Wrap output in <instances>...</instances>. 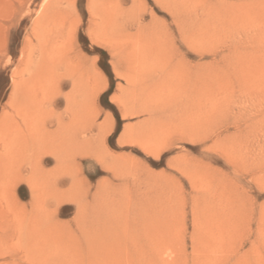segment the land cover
Returning <instances> with one entry per match:
<instances>
[{"label": "rangeland", "instance_id": "rangeland-1", "mask_svg": "<svg viewBox=\"0 0 264 264\" xmlns=\"http://www.w3.org/2000/svg\"><path fill=\"white\" fill-rule=\"evenodd\" d=\"M222 5L0 0V264H264L262 59L193 90L211 57L160 7L197 14L213 51Z\"/></svg>", "mask_w": 264, "mask_h": 264}, {"label": "bare ground", "instance_id": "bare-ground-1", "mask_svg": "<svg viewBox=\"0 0 264 264\" xmlns=\"http://www.w3.org/2000/svg\"><path fill=\"white\" fill-rule=\"evenodd\" d=\"M220 3H224L222 5L220 11L216 14L217 24L216 33L220 34V46L213 51L209 48L200 45L199 38L196 36L198 31L201 30V21L198 20L197 14L193 11L183 10L180 13H173L171 10L166 9L164 6H160L162 9L168 13L170 18L171 24L175 27L176 31L178 32L179 42L183 45L187 52L193 53L198 60H202L206 58L208 55L211 57V62L207 65H198L197 68L194 70L195 72L188 73L185 81L187 85H190L193 90L194 88H205L212 85H220V84H231L232 82H242L244 73L251 69L252 64H258L256 60L261 57L262 61L259 62L264 64V9L260 7V2L257 4H249L243 2V0H231V5L225 4L226 0H217ZM246 1V0H245ZM256 2V0H254ZM264 1V0H263ZM90 2V1H89ZM88 2V3H89ZM181 2V1H179ZM186 2V1H185ZM207 2V1H206ZM229 2V1H228ZM87 3V4H88ZM91 3V2H90ZM89 3V4H90ZM196 3V1L194 2ZM235 3V4H234ZM249 3V2H248ZM251 3V2H250ZM184 4V3H183ZM186 4V3H185ZM191 5L190 3H188ZM205 5L206 3H202ZM262 4V3H261ZM201 5V4H200ZM85 6V5H84ZM181 6V5H180ZM183 6V5H182ZM181 6V7H182ZM187 6V4H186ZM198 6V5H197ZM87 7V6H85ZM171 7V6H170ZM56 7H53L55 9ZM199 8V7H198ZM214 8V7H213ZM216 8V7H215ZM251 8V10H250ZM57 9V8H56ZM55 9V10H56ZM161 9V10H162ZM187 9V8H186ZM197 10V8H195ZM194 9V11H195ZM200 9V8H199ZM207 8H205L206 10ZM54 10V11H55ZM88 10V9H87ZM177 10V9H176ZM204 10V11H205ZM211 10V8L209 9ZM53 11V10H52ZM180 11V10H179ZM203 11V12H204ZM207 11V10H206ZM62 12V11H61ZM254 15V19H257V24L248 23L245 25L246 22V15L248 13ZM254 12V13H252ZM63 13V12H62ZM61 13V15H63ZM90 13V11H89ZM198 13V12H196ZM212 13V12H211ZM60 14V13H58ZM207 14V13H206ZM250 14V16H251ZM52 15V14H51ZM200 15V14H199ZM212 15V14H211ZM210 15V16H211ZM57 16V13H56ZM59 16V15H58ZM62 17V16H61ZM107 17V16H106ZM141 17V16H140ZM53 18V17H52ZM109 18V17H108ZM209 18V16H207ZM104 19V17H103ZM107 19V18H106ZM105 19V20H106ZM138 19V18H137ZM141 19V18H140ZM203 19V18H202ZM59 20V19H57ZM61 20V19H60ZM59 20V21H60ZM153 20V19H152ZM101 21V20H100ZM135 21V20H134ZM139 21V20H137ZM144 21V20H143ZM200 21V22H199ZM206 21V19H205ZM210 21V20H209ZM107 22V20H106ZM99 23V22H98ZM151 23V22H150ZM155 23V22H154ZM160 23V22H159ZM210 23V22H208ZM102 24V22H101ZM107 24V23H106ZM206 24V23H205ZM210 25V24H209ZM138 26V25H137ZM141 26V25H139ZM151 26V25H150ZM159 26V24H158ZM92 27V26H91ZM90 27V28H91ZM160 27V26H159ZM209 27V26H208ZM211 27V26H210ZM246 27V28H245ZM89 28V27H88ZM93 28V27H92ZM95 28V27H94ZM148 28V27H147ZM153 28V27H152ZM157 28V27H156ZM207 28V27H205ZM212 28V27H211ZM143 29V28H142ZM246 29V31H245ZM90 30V29H89ZM103 30V29H102ZM155 30V29H154ZM160 30V29H159ZM208 31V29H206ZM94 31V29H93ZM92 31V33H94ZM143 31V30H142ZM210 31V30H209ZM208 31V32H209ZM206 32V33H208ZM153 33V32H152ZM96 34V32H95ZM215 34V33H214ZM93 35V34H92ZM199 35V33H198ZM157 36V35H156ZM161 36V35H160ZM209 37V36H208ZM211 37V36H210ZM198 38V39H197ZM213 40V38H211ZM156 40V39H155ZM218 40V39H217ZM164 41V40H163ZM202 41V40H201ZM219 41V40H218ZM154 42V39H153ZM157 42V41H156ZM162 42V41H161ZM171 42V41H170ZM174 42V41H173ZM205 42V41H204ZM159 43V42H157ZM169 43V42H167ZM156 44V43H155ZM163 44V43H162ZM161 44V45H162ZM171 44V43H170ZM94 45V44H93ZM154 45V44H153ZM159 45V44H158ZM173 45V44H172ZM171 45V46H172ZM170 46V45H169ZM208 46V45H207ZM211 46H214L212 44ZM147 47V46H146ZM152 47V46H151ZM156 47V46H155ZM154 47V48H155ZM101 48V47H99ZM106 48V47H104ZM103 48V49H104ZM174 48V47H173ZM172 48V49H173ZM213 49V47H212ZM108 50V48H107ZM152 50V49H151ZM110 51V50H109ZM116 51V50H115ZM152 52V51H151ZM173 52V51H172ZM169 53V52H168ZM175 52H173L174 55ZM53 54V52H52ZM56 54V53H55ZM122 54V53H121ZM170 54V53H169ZM168 54V55H169ZM123 55V54H122ZM158 55V54H156ZM171 55V54H170ZM169 55V56H170ZM189 55V54H188ZM51 56V55H50ZM112 56V55H111ZM160 56V55H159ZM164 56V55H162ZM184 56L180 57V63H183L181 60H184ZM54 57V56H51ZM115 57V56H114ZM42 58V57H41ZM182 58V59H181ZM50 59V58H48ZM52 59V58H51ZM55 59V58H54ZM152 59V58H151ZM160 59V58H159ZM166 59V58H165ZM170 59V58H169ZM248 59V60H247ZM260 59V60H261ZM48 61V60H47ZM50 61V60H49ZM48 61V62H49ZM150 61V59H149ZM154 61V60H152ZM165 62V61H164ZM156 63V62H155ZM166 63V62H165ZM171 63V61H170ZM169 63V64H170ZM163 65V63H161ZM168 64V66H169ZM184 64V63H183ZM52 65V64H51ZM156 65V64H155ZM153 66V64H152ZM149 67V65H148ZM157 67V66H156ZM155 67V68H156ZM184 67V66H183ZM170 68V67H169ZM217 68V69H216ZM52 69V68H51ZM146 70V68L144 67ZM143 69V70H144ZM186 69V68H185ZM144 70V71H145ZM155 70V69H154ZM152 71V70H151ZM170 71V70H169ZM143 72V71H142ZM153 72V71H152ZM151 72V73H152ZM155 72V71H154ZM249 72V71H248ZM253 72V71H252ZM157 73V72H156ZM180 73V72H179ZM233 75H232V74ZM36 77L34 79V84L36 89L41 93H44V90L47 89V86L50 83V75L47 74V70L43 62L40 63L38 73H36ZM150 74V73H149ZM158 74V73H157ZM169 74V72H168ZM145 75V74H144ZM155 75V74H154ZM180 75V74H178ZM139 76V75H138ZM142 76V74H141ZM184 76V75H183ZM126 77V76H125ZM137 77V76H136ZM154 77V76H153ZM170 77V76H169ZM245 77V76H244ZM124 78V77H123ZM130 78V77H128ZM132 78V75H131ZM130 78V79H131ZM161 78V77H160ZM165 78V77H164ZM171 78V77H170ZM178 78V77H176ZM175 78V79H176ZM125 79V78H124ZM160 80V79H159ZM172 80V78H171ZM174 80V79H173ZM126 81V80H125ZM130 81V80H129ZM137 81V80H136ZM166 81V80H165ZM169 81V79H168ZM244 81V80H243ZM180 82V80H179ZM168 83V82H167ZM170 83V82H169ZM132 84V82H131ZM165 83H163L164 85ZM128 85V84H127ZM169 85V84H168ZM174 85V84H173ZM183 85V84H181ZM167 86V85H166ZM57 87V86H56ZM188 87V86H187ZM195 93V92H194ZM196 95V94H195ZM169 97V96H168ZM194 98V97H193ZM161 100V99H160ZM171 100V99H169ZM198 101V100H197ZM168 102V101H167ZM170 102V101H169ZM160 104V102H158ZM166 103V102H165ZM171 103V102H170ZM175 104V103H174ZM155 105V104H154ZM198 106V105H197ZM196 106V107H197ZM203 107V105H202ZM162 109V108H161ZM178 109V108H177ZM146 110V107L145 109ZM147 111V110H146ZM151 111V110H150ZM153 111V110H152ZM36 112V111H35ZM35 112L31 114H35ZM130 112V111H129ZM128 112V114H130ZM132 112V111H131ZM142 112V111H141ZM158 112V111H157ZM145 113V112H144ZM30 114V115H31ZM77 114V113H75ZM127 114V113H126ZM131 115V114H130ZM180 121V120H179ZM171 122V121H170ZM172 122H174L172 120ZM176 122V121H175ZM175 124V123H174ZM168 125V124H167ZM60 126V124H59ZM162 127V126H161ZM165 127V126H163ZM162 127V128H163ZM168 127V126H167ZM174 127V126H173ZM172 128V127H171ZM191 129V128H190ZM189 130V129H188ZM140 146V145H139ZM142 148V147H141ZM143 150V149H142ZM157 152V151H156ZM155 153V152H154ZM154 153H152L154 155ZM148 154V152H147ZM152 155V157H153ZM154 157H158V154L154 155Z\"/></svg>", "mask_w": 264, "mask_h": 264}]
</instances>
